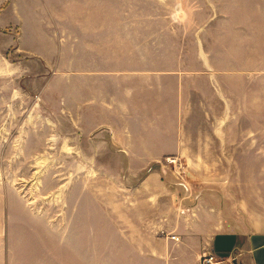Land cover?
Wrapping results in <instances>:
<instances>
[{
    "label": "crops",
    "instance_id": "crops-1",
    "mask_svg": "<svg viewBox=\"0 0 264 264\" xmlns=\"http://www.w3.org/2000/svg\"><path fill=\"white\" fill-rule=\"evenodd\" d=\"M39 1L17 6L25 48L75 59L41 92L69 122V210L0 179V264H200L207 252L264 264V217L229 211L221 188L185 175L227 168L192 155L238 168L264 155V0H213L209 18L190 0H69L53 34ZM14 4L0 0V26ZM172 155L181 176L163 163Z\"/></svg>",
    "mask_w": 264,
    "mask_h": 264
},
{
    "label": "rangeland",
    "instance_id": "rangeland-1",
    "mask_svg": "<svg viewBox=\"0 0 264 264\" xmlns=\"http://www.w3.org/2000/svg\"><path fill=\"white\" fill-rule=\"evenodd\" d=\"M68 2L69 0L39 1L40 8L35 13L39 11L44 17L45 33L53 34L60 28L54 25V18H60L62 23H66L62 14L63 7ZM198 2L204 9L202 14L207 18L211 17L213 0H190L191 5H198ZM22 3L23 0H15L14 5L17 7ZM13 14L15 16L11 25L0 26V179L8 178L15 188L30 199L39 196L40 204L47 210H54L55 195L61 202V206L58 204L56 208H61L63 215L67 216L72 177L69 122L55 121V106L44 100L41 92L43 83L49 81L54 72L59 75L65 72L71 65V60L75 59L48 54V51L45 56H38L27 50L26 12L17 7ZM68 27L65 26L66 30ZM198 109L202 110L201 107H197ZM199 115L194 116L199 118ZM204 128L211 130L213 123L193 120L188 127L192 131ZM192 156L213 163L219 160L227 168L197 170L196 173H201L198 177L187 171L185 175L190 182H205L211 187L216 185L221 188L229 199L224 205L243 218L264 217L263 154L253 155L247 168H242L239 164V168L233 167L231 155L228 154ZM188 160L183 158L186 164ZM173 173L175 175L178 170ZM94 179L95 192L100 195L102 179L96 180L95 176ZM191 189H194L192 195L198 191V188ZM65 220L68 221V218L63 216V221ZM96 250L101 251L100 248ZM101 259L99 254L95 257V263Z\"/></svg>",
    "mask_w": 264,
    "mask_h": 264
},
{
    "label": "built area",
    "instance_id": "built-area-1",
    "mask_svg": "<svg viewBox=\"0 0 264 264\" xmlns=\"http://www.w3.org/2000/svg\"><path fill=\"white\" fill-rule=\"evenodd\" d=\"M166 167L170 166L174 170H178L177 175L181 176L180 170H181V162L179 157L177 156H168L163 162ZM173 239H177L175 236L172 237ZM225 260L223 258H220V256L214 252H207L201 256L200 264H223Z\"/></svg>",
    "mask_w": 264,
    "mask_h": 264
}]
</instances>
